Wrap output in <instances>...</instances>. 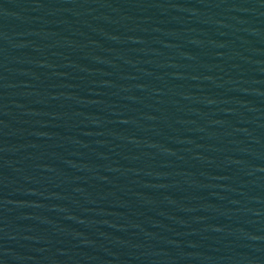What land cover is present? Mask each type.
<instances>
[{"label": "water", "instance_id": "water-1", "mask_svg": "<svg viewBox=\"0 0 264 264\" xmlns=\"http://www.w3.org/2000/svg\"><path fill=\"white\" fill-rule=\"evenodd\" d=\"M0 264H264V0H0Z\"/></svg>", "mask_w": 264, "mask_h": 264}]
</instances>
